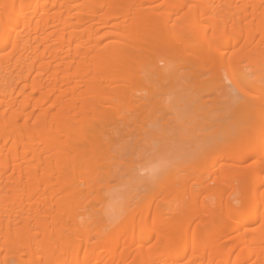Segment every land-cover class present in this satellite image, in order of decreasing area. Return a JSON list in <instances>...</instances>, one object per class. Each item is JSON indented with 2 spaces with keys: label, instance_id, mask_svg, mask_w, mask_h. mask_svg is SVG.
I'll use <instances>...</instances> for the list:
<instances>
[{
  "label": "bare ground",
  "instance_id": "1",
  "mask_svg": "<svg viewBox=\"0 0 264 264\" xmlns=\"http://www.w3.org/2000/svg\"><path fill=\"white\" fill-rule=\"evenodd\" d=\"M222 76L247 123L206 149L222 163L144 200L174 210L87 218L117 118ZM0 264H264V0H0Z\"/></svg>",
  "mask_w": 264,
  "mask_h": 264
},
{
  "label": "rangeland",
  "instance_id": "2",
  "mask_svg": "<svg viewBox=\"0 0 264 264\" xmlns=\"http://www.w3.org/2000/svg\"><path fill=\"white\" fill-rule=\"evenodd\" d=\"M171 63L177 65L175 60ZM206 76L201 75L200 81ZM194 82L188 86L185 81L166 83L162 89H156L155 102L160 100L170 107L160 109L155 117L147 108L148 117H127L128 126H120L121 117L117 118L113 124L117 134L109 154L113 167L108 175H102L103 185L89 196L87 218L97 212L95 217L107 215V223L112 225L129 212L141 214L155 205L174 210L178 199L164 200L159 195L146 205L144 200L168 180L175 184L184 181L187 190L181 197H187L195 190V181L203 175V169L222 163L221 153L213 156L206 149L229 145V138L245 123L243 117L232 115L237 112L238 93L222 76L220 91L199 97ZM120 109L123 115H129L126 109Z\"/></svg>",
  "mask_w": 264,
  "mask_h": 264
}]
</instances>
